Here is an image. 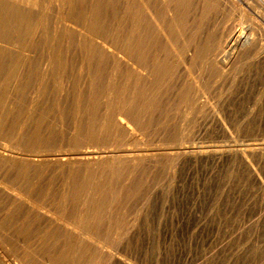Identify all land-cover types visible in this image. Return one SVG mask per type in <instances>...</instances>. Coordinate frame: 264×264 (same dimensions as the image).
<instances>
[{
	"label": "rangeland",
	"instance_id": "374dc122",
	"mask_svg": "<svg viewBox=\"0 0 264 264\" xmlns=\"http://www.w3.org/2000/svg\"><path fill=\"white\" fill-rule=\"evenodd\" d=\"M63 1L0 0V181L80 230L0 188V264H264V0H151L149 82L96 37L126 47L134 0Z\"/></svg>",
	"mask_w": 264,
	"mask_h": 264
},
{
	"label": "bare ground",
	"instance_id": "6f19581e",
	"mask_svg": "<svg viewBox=\"0 0 264 264\" xmlns=\"http://www.w3.org/2000/svg\"><path fill=\"white\" fill-rule=\"evenodd\" d=\"M21 1V0H20ZM52 1V0H51ZM65 1V0H64ZM63 1V2H64ZM86 1V0H85ZM151 0H137V2L134 0L133 2H132V4H131V12H130V10H129V12L130 13H132L131 15V18H132V22L128 25L129 26V32H127V30L125 31L126 33H128L129 35H128V38H127V43H126V47H124V46H121L120 44H119V42H118V45L117 44H115V43H113L112 41L113 40H111V41H108V38H107V40L106 39H103L102 38V36H100L99 37V35H101V33L100 34H98L97 36H96V34H95V36L96 37H98V38H100V41H98V43H99V45H100V47L103 49L102 51H107L110 55H113V56H116V57H121L122 59L123 58H125L126 59V61H127V63L129 64V66L133 69V71H135V74H137V73H139L140 74V76L143 78V80L145 81V82H149V80H151L150 79V77L151 76H153L152 74H151V72L149 71V69L150 68H147L146 66H142V65H138V63H137V59H138V55H139V48H141V46L139 47L138 46V34H140V33H138V31H137V29H142V28H139V24H137L138 23V21H139V19L136 17V14L138 15V13H137V11H139V10H143V13H145V17L149 20V21H151V23H154V25L153 26H155L156 27V29H157V32L159 33V35H161V36H164V34H162V31L164 30H160V25L159 24H156L157 22H156V18L157 17H155V15H154V13H153V4L150 2ZM155 1V0H154ZM159 1H161V2H165V0H159ZM179 1V0H178ZM200 1V0H199ZM221 1V0H220ZM228 1V0H227ZM8 2V1H7ZM30 2V1H29ZM32 2V1H31ZM63 2H62V4H63ZM161 2H159V3H161ZM225 2V1H224ZM56 3V2H55ZM128 3V2H127ZM154 3V2H153ZM180 3V2H179ZM231 3V2H230ZM34 4V3H33ZM83 4V3H82ZM89 4H90V2H89ZM98 4V3H97ZM99 4H101V3H99ZM194 4V3H193ZM24 5H28V4H25L24 3ZM125 5V4H124ZM128 5V4H127ZM130 5V4H129ZM76 6V5H75ZM90 6V5H89ZM27 7V6H26ZM72 7V6H71ZM78 7V6H77ZM171 7V6H170ZM193 7V6H192ZM85 8V7H84ZM141 8V9H140ZM55 9V8H54ZM87 9V8H86ZM128 9H130L129 7H128ZM154 9H156V7H154ZM65 10V9H64ZM74 10V9H73ZM84 10V9H83ZM125 10V9H124ZM67 11V10H66ZM123 11V10H122ZM167 11V10H166ZM60 12H65V11H60ZM173 12H175V11H173ZM217 12V11H216ZM125 13V12H124ZM2 14V13H1ZM25 14V13H24ZM28 14V13H27ZM62 14V13H61ZM65 14V13H64ZM74 14V13H73ZM82 14V13H81ZM128 14V13H127ZM179 14V13H178ZM14 15V14H13ZM161 15V14H160ZM169 15H170V17H171V15L172 14H170V12H169ZM191 15V14H190ZM241 15V14H240ZM61 16V15H60ZM70 16V15H69ZM68 16V17H69ZM77 16L78 15H76L75 17L77 18ZM159 16V15H158ZM168 16V15H167ZM264 16V15H263ZM34 17V16H33ZM61 17H63V16H61ZM79 17V16H78ZM125 17V16H124ZM169 17V16H168ZM169 17V18H170ZM191 17V16H190ZM58 18V17H57ZM91 18V17H90ZM131 18H129V19H131ZM145 18V19H146ZM80 19V18H79ZM86 19V18H85ZM127 19V18H126ZM164 19V18H163ZM36 20V19H35ZM62 20V22H64V21H68V22H72L73 23V21H71L70 19H68V18H66V19H61ZM13 21V20H12ZM32 21H33V19H32ZM90 21H91V19H90ZM161 21V20H160ZM143 22H144V20H143ZM142 22V23H143ZM148 22V21H147ZM147 22H146V24H147ZM84 23V22H83ZM150 23V24H151ZM150 24H148L149 26H150ZM165 24V23H164ZM63 25H64V23H63ZM75 25V24H74ZM89 25V24H88ZM110 25V24H109ZM114 25V24H113ZM118 25V24H117ZM144 25V24H143ZM67 26V25H66ZM77 26H78V24H77ZM82 26V25H81ZM86 26V25H85ZM85 26H83V27H85ZM103 26V25H102ZM105 26V25H104ZM128 26H124V28L125 27H128ZM142 26V25H141ZM140 26V27H141ZM160 26V27H159ZM8 27V26H7ZM38 27V26H37ZM64 27H65V25H64ZM63 27V28H64ZM70 27V26H69ZM69 27H67V28H69ZM79 27V26H78ZM106 27V26H105ZM112 27V26H111ZM143 27V26H142ZM92 28V27H91ZM107 28H108V26H107ZM113 28V27H112ZM144 28V27H143ZM163 28V27H162ZM178 28V27H177ZM84 29V28H83ZM88 29V28H87ZM152 29V28H151ZM68 30V29H67ZM73 30V29H72ZM98 30V29H97ZM109 30V29H108ZM112 30V29H111ZM115 30V29H114ZM143 30V29H142ZM231 30V29H230ZM248 30V29H247ZM45 31V30H44ZM83 31V30H82ZM92 31V30H91ZM103 31V30H102ZM81 32V31H80ZM165 31H163V33H164ZM38 33V32H37ZM58 33V32H57ZM64 33V32H63ZM68 33V32H67ZM71 33V32H70ZM91 33V32H90ZM248 33V32H247ZM237 34V33H236ZM256 34V33H255ZM26 35V34H25ZM60 35V34H59ZM74 35V34H73ZM77 35V34H76ZM118 35H119V33H118ZM202 35V34H201ZM233 35V33L231 32V33H229V35H228V37H230V39L232 38L231 36ZM250 36H252L251 35V33L249 34ZM38 36V35H37ZM104 38H106L107 36L104 34ZM121 36V35H120ZM120 36H118V37H116V38H120ZM141 36H144V35H142L141 34ZM156 36V35H155ZM165 36L167 37L168 35H166V33H165ZM164 36V37H165ZM225 36V35H224ZM227 36V35H226ZM235 36V35H234ZM233 36V37H234ZM249 36V37H250ZM88 37V36H87ZM113 37V36H112ZM111 37V38H112ZM140 37V36H139ZM163 37V38H164ZM248 37V35H246L245 33H243L242 31L241 32H239L237 35H236V37H235V41L237 42V44H239V45H241V46H244V45H246V44H248V43H250V44H252L250 41V38ZM74 38V37H73ZM78 38H80L79 36H78ZM83 38V37H82ZM90 38V37H89ZM93 38V37H92ZM143 37H141V39H142ZM162 38V39H163ZM222 38V37H221ZM1 39V38H0ZM75 39V38H74ZM124 39V38H123ZM145 39V38H144ZM151 39V38H150ZM174 39V38H173ZM87 40H88V38H87ZM99 40V39H98ZM148 40H149V38H148ZM252 40H254V39H252ZM37 41V40H36ZM40 41V40H39ZM117 41H119V40H117ZM116 41V42H117ZM121 41H122V39H121ZM146 41V40H145ZM159 41V40H158ZM167 41H168V37H167ZM4 42H5V40H4ZM78 42V41H77ZM81 42V41H80ZM83 42V41H82ZM85 42V41H84ZM87 42V41H86ZM123 42V41H122ZM140 42H142V41H140ZM139 42V43H140ZM221 42V41H220ZM224 42H225V40H224ZM264 42V41H263ZM91 43V42H90ZM161 43V42H160ZM163 43V42H162ZM168 43H169V41H168ZM179 43V42H178ZM25 44V43H24ZM48 44V43H47ZM78 44V43H77ZM84 44V43H83ZM123 44H124V42H123ZM142 44H145V42L144 43H142ZM153 44V43H152ZM180 44V43H179ZM249 44V45H250ZM32 45V44H31ZM49 45V44H48ZM89 45V44H88ZM87 45V46H88ZM140 45V44H139ZM195 45V44H194ZM52 46V45H51ZM86 46V47H87ZM98 46V45H97ZM146 46V45H145ZM158 46V45H157ZM161 46V45H160ZM177 46V45H176ZM192 46V45H191ZM221 46H222V44H221ZM220 46V47H221ZM240 46V47H241ZM251 46V45H250ZM4 47V46H3ZM57 47V46H56ZM71 47V46H70ZM92 47H93V45H92ZM139 47V48H138ZM143 47V46H142ZM147 47V46H146ZM145 47V48H146ZM155 47H156V45H155ZM190 47V46H189ZM238 47V46H237ZM248 47V46H247ZM257 47V46H256ZM49 48V47H48ZM76 48H77V46H76ZM145 48H142V50L143 49H145ZM157 48V47H156ZM171 48H172V46H171ZM244 48V47H243ZM51 49H52V47H51ZM84 49V48H83ZM218 49V48H217ZM240 49H242V48H240ZM263 49V48H262ZM10 50V49H9ZM77 50V49H76ZM89 50H90V48H89ZM93 50V49H92ZM152 50V49H151ZM159 50V49H158ZM172 50H173V48H172ZM186 50V49H185ZM194 50L195 49H189L188 51H190L191 52V54L189 55V56H191V55H193L194 54ZM237 50H239V48L237 49ZM95 51H97V50H95ZM174 51V50H173ZM177 51V50H176ZM187 51V50H186ZM185 51V52H186ZM38 52V51H37ZM99 52V51H98ZM106 52V53H107ZM236 52V51H235ZM15 53V52H14ZM26 53V52H25ZM35 53V52H34ZM88 53V52H87ZM96 53V52H95ZM94 53V54H95ZM22 54V53H21ZM42 54V53H41ZM73 54V53H72ZM80 54V53H79ZM98 54V53H97ZM102 54H103V52H102ZM142 54H144L143 52H142ZM141 54V55H142ZM145 54H146V52H145ZM150 54H151V52H150ZM77 55V54H76ZM100 55V54H99ZM104 56H105V54H103ZM161 55V54H160ZM55 56V55H54ZM108 56V55H107ZM144 57L146 56V55H143ZM150 56V55H149ZM155 56V55H154ZM70 57V56H69ZM82 57V56H81ZM101 57V56H100ZM115 57V58H116ZM234 57V56H233ZM105 58H106V56H105ZM143 58V57H142ZM141 58V59H142ZM160 58V57H159ZM166 58V57H165ZM190 58V57H189ZM45 59V58H44ZM56 59V58H55ZM110 59V58H109ZM104 60V59H103ZM142 60H144L143 61V65H144V62H145V60H146V58L145 59H142ZM142 60H141V62H142ZM33 61V60H32ZM98 61V60H97ZM157 61V60H156ZM159 61V60H158ZM168 61V60H167ZM173 61V60H172ZM184 61V60H183ZM93 62V61H92ZM115 62V61H114ZM124 61H122V63H123ZM138 62H140V61H138ZM176 62V61H175ZM174 62V63H175ZM187 62V61H186ZM185 62V63H186ZM21 63V62H20ZM54 63V62H53ZM97 63V62H96ZM121 63V62H120ZM125 63V62H124ZM22 64V63H21ZM140 64V63H139ZM142 64V63H141ZM145 64H146V62H145ZM23 65V64H22ZM93 65V64H92ZM120 65V64H119ZM125 65V64H124ZM150 65V64H149ZM37 66V65H36ZM55 66V65H54ZM35 67V66H34ZM119 67V66H118ZM128 67V66H127ZM129 67V68H130ZM149 67V66H148ZM102 68V67H101ZM121 68H123V67H121ZM120 68V69H121ZM138 68V69H137ZM224 68V67H223ZM222 68V69H223ZM12 69V68H11ZM18 69V68H17ZM35 69V68H34ZM41 69V68H40ZM56 69V68H55ZM137 69V70H136ZM178 69V68H177ZM197 69V68H196ZM24 70V69H23ZM45 70H47V69H45ZM126 71V70H125ZM132 71V70H131ZM31 72V71H30ZM48 72V71H47ZM129 72H130V70H129ZM128 72V73H129ZM74 73V72H73ZM190 74V73H189ZM195 74V73H194ZM22 76H23V74H22ZM96 76V75H95ZM131 76V75H130ZM134 76V73L132 74V77ZM155 76V75H154ZM16 77V76H15ZM39 77V76H38ZM131 77V78H132ZM157 77V76H156ZM168 77V76H167ZM10 78V77H9ZM183 78V77H182ZM140 79V78H139ZM138 79V80H139ZM154 79V78H153ZM168 79V78H167ZM15 80V79H14ZM130 80H132L133 81V79H130ZM159 80V79H158ZM136 81V80H135ZM161 81V80H160ZM38 82V81H37ZM170 82V81H169ZM200 82V81H199ZM167 83V82H166ZM173 83V82H172ZM18 84V83H17ZM149 84V83H148ZM199 84V83H198ZM130 85H132L131 83H130ZM26 86V85H25ZM140 86V85H139ZM131 88V87H130ZM129 88V89H130ZM128 89V90H129ZM162 89V88H161ZM136 90V89H135ZM186 90V89H185ZM194 90V89H193ZM134 91V90H133ZM191 93V92H190ZM189 93V94H190ZM160 94V93H159ZM53 95V94H52ZM71 95V94H70ZM110 95V94H109ZM163 95V94H162ZM84 96V95H83ZM167 96V95H166ZM191 98V97H190ZM174 99V98H173ZM133 100V99H132ZM97 102V101H96ZM85 103V102H84ZM124 104V103H123ZM49 106V105H48ZM118 106V105H117ZM120 106V105H119ZM126 107V106H125ZM89 108V107H88ZM102 109H103V107H102ZM111 109V108H110ZM126 109V108H125ZM96 110V109H95ZM100 110V109H99ZM62 111V110H61ZM87 111V110H86ZM128 111V110H127ZM101 112V111H100ZM96 113V112H95ZM129 113V112H128ZM131 114V113H130ZM98 115V114H97ZM114 115H116V116H119L120 118H118V120H116L115 121V123L117 122L119 125H121L122 127H125V125H124V123H126L125 121H127V123L128 122H130V120H129V117L127 116V114L124 112V110H122V109H118V107H117V110H116V114H114ZM131 116V115H130ZM111 118V117H110ZM109 118V119H110ZM73 119V118H72ZM123 119L125 120V121H123ZM171 119V118H170ZM110 120H114V119H110ZM179 120V119H178ZM89 123V122H88ZM131 123V122H130ZM94 124V123H93ZM114 124V122L112 123V124H110V125H113ZM133 124V123H132ZM29 125V124H28ZM115 125V124H114ZM127 126H130V124L129 125H127ZM93 128V127H92ZM95 128V127H94ZM116 128V127H115ZM127 128H130V127H127ZM140 129V128H139ZM52 130V129H51ZM94 130V129H93ZM128 130V129H127ZM126 130V131H127ZM80 132V131H79ZM50 133V132H49ZM76 133V132H75ZM114 133H116L115 131H114ZM47 135V134H46ZM111 135V134H110ZM39 136V135H38ZM130 136V135H129ZM133 136V135H132ZM53 138V137H52ZM127 138V137H126ZM45 142V141H44ZM87 142H89V141H87ZM36 143H37V141H36ZM38 144V143H37ZM13 145V144H12ZM40 145V144H39ZM81 146V145H80ZM99 146H100V144H99ZM98 146V147H99ZM137 146V145H136ZM82 147V146H81ZM64 148V147H63ZM66 148H68V147H66ZM78 148V147H77ZM83 149V148H82ZM85 149V148H84ZM94 149V148H93ZM2 150V149H1ZM72 150V149H71ZM78 150V149H77ZM96 150V149H95ZM37 151V150H36ZM48 151V150H47ZM104 151V150H103ZM244 151V150H243ZM14 152V151H13ZM34 152V151H33ZM65 152V151H64ZM249 152V151H248ZM10 153V152H9ZM23 153V152H22ZM25 153V152H24ZM35 153V152H34ZM38 153V152H37ZM57 153V152H56ZM94 153V152H93ZM106 153V152H105ZM104 153V154H105ZM250 153V152H249ZM3 154V153H2ZM6 154V153H5ZM11 154H14V153H11ZM36 154V153H35ZM39 154V153H38ZM68 154V153H67ZM94 154H96V153H94ZM101 154H103V153H101ZM100 154V155H101ZM113 154H114V152H113ZM209 154V153H208ZM228 154V153H227ZM15 155V154H14ZM40 155H42V154H40ZM78 155H80V156H78ZM92 155V153H90V152H84V153H78V154H73V156L75 157L76 156V158H75V160H85V161H89V160H91V159H95L96 158V156H91ZM108 155V154H107ZM202 155V154H201ZM216 155V154H215ZM47 156V155H46ZM57 156V155H56ZM200 156V155H199ZM1 157V156H0ZM15 157V156H14ZM23 157V156H22ZM28 157H30V156H28ZM37 157H40V156H37ZM54 157V156H53ZM62 157V156H61ZM99 157V156H98ZM102 157H104V156H102ZM222 157V156H221ZM3 158H4V156H3ZM32 158V157H31ZM43 158V157H42ZM57 158V157H56ZM58 158H59V156H58ZM12 159V158H11ZM15 159H17V158H15ZM19 159H20V157H19ZM18 159V160H19ZM41 159V158H40ZM43 159H45V158H43ZM48 159H49V157H48ZM64 158H62L61 160H63ZM67 159V158H66ZM104 159V158H103ZM102 159V160H103ZM13 160V159H12ZM42 160V159H41ZM50 160V159H49ZM59 161H60V159H58ZM73 160V159H72ZM101 160V159H100ZM20 161H21V159H20ZM25 161H26V158H25ZM33 161V160H32ZM31 161V162H32ZM44 161V160H43ZM43 161H41V162H43ZM48 161V160H47ZM57 161V160H56ZM23 162V161H22ZM22 162H21V164H22ZM50 162H53L52 161V159H51V161ZM55 162V161H54ZM58 162V161H57ZM61 162H63V161H61ZM37 162L35 161V164H36ZM40 163V162H39ZM45 163H46V161H45ZM68 163V162H67ZM74 163V162H73ZM72 163V164H73ZM90 163H92V162H90ZM125 163V162H124ZM132 163V162H131ZM33 164V163H32ZM38 164V163H37ZM40 164H43V163H40ZM55 164V163H54ZM61 164V163H60ZM59 164V165H60ZM75 164V163H74ZM78 164V163H77ZM80 164H81V162H80ZM79 164V165H80ZM84 164V163H83ZM82 164V165H83ZM86 164V163H85ZM100 164V163H99ZM114 164V163H113ZM44 165V164H43ZM70 165V164H69ZM91 165H94V164H91ZM90 165V166H91ZM96 165H97V163H96ZM102 165V164H101ZM49 166V165H48ZM103 166V165H102ZM38 167V166H37ZM79 167V166H78ZM95 167V166H94ZM101 167V166H100ZM100 167H99V169H100ZM113 167V166H112ZM62 168H64V167H62ZM76 168H77V166H76ZM97 168V167H96ZM108 168V167H107ZM6 169V168H5ZM16 169V168H15ZM69 169H71L70 167H69ZM68 169V170H69ZM89 169V168H88ZM98 169V168H97ZM102 169V168H101ZM2 170H3V167H2ZM65 170H66V168H65ZM64 170V171H65ZM74 170V169H73ZM91 170H94V169H91ZM39 172V171H38ZM96 173V172H95ZM94 173V174H95ZM12 175V174H11ZM14 176V175H13ZM12 176V177H13ZM6 178V177H5ZM19 179V178H18ZM33 179V178H32ZM117 180H118V178H117ZM139 180V179H138ZM2 181V180H1ZM0 181V188L2 189V190H5V191H8L9 193H10V195H12L13 196V198L14 199H17V200H21L22 202H23V206H24V202H27V203H30L31 202V205H32V208L34 207V205L32 204V201H29V197L27 198V195L25 194L24 195V193L25 192H22L21 190H19V188L21 187H17V185H16V188H14L15 187V185H13L14 187H12V186H8V185H6L5 183H3V181L1 182ZM29 183H30V180H27ZM32 181V180H31ZM83 181V180H82ZM89 181V180H88ZM105 181H107V180H105ZM5 182H7V181H5ZM20 182V181H19ZM23 182V181H22ZM12 183V182H11ZM105 183V182H104ZM103 183V184H104ZM10 184V183H9ZM13 184V183H12ZM28 184V183H27ZM26 184V185H27ZM32 184V183H31ZM82 184V183H81ZM30 185V184H29ZM86 185V184H85ZM99 185V184H98ZM23 187H24V185H22ZM39 186V185H38ZM96 186V185H95ZM32 187V186H31ZM77 187V186H76ZM18 188V189H17ZM33 188V187H32ZM31 188V189H32ZM35 188V187H34ZM22 189V188H21ZM44 189V188H43ZM39 190H40V187H39ZM45 190V189H44ZM114 190V189H113ZM117 190V189H116ZM24 191V190H23ZM30 191H32V190H30ZM37 191V190H36ZM77 191V190H76ZM92 191V190H91ZM26 192H27V190H26ZM29 192V191H28ZM43 192V191H42ZM47 192V191H46ZM86 192V191H85ZM30 193H32V192H30ZM81 193V192H80ZM95 193H98V192H95ZM105 193V192H104ZM28 194V193H27ZM88 194H90V192L88 193ZM2 195H4V192H3V194ZM32 195V194H31ZM75 195V194H74ZM82 195H84V194H82ZM92 195V194H91ZM93 195H95L94 193H93ZM5 196V195H4ZM29 196V195H28ZM45 196V195H44ZM48 196V195H47ZM78 196V195H77ZM87 196V195H86ZM11 197V196H10ZM33 197V195L32 196H30V198H32ZM112 197V196H111ZM6 198V197H5ZM34 198V197H33ZM37 198V197H36ZM39 198V197H38ZM44 198V197H43ZM84 200H85V197H82ZM10 199V198H9ZM11 199H12V197H11ZM14 199H12V202H13V200ZM45 199V198H44ZM111 199V198H110ZM3 200V199H2ZM31 200V199H30ZM68 200V199H67ZM99 200V199H98ZM18 202H20V201H18ZM17 201H16V203H18ZM22 202H20V203H22ZM33 202H35V200L33 201ZM36 202H37V199H36ZM35 202V203H36ZM40 203H41V201H40ZM3 204V203H2ZM13 204V203H12ZM11 204V205H12ZM26 204V203H25ZM42 204V203H41ZM4 205V204H3ZM14 205L16 206V204H15V202H14ZM22 205V204H21ZM30 205V204H29ZM108 205V204H107ZM111 205V204H110ZM8 206V205H7ZM10 206V205H9ZM62 206V205H61ZM93 206V205H92ZM12 208H14L13 206H11ZM19 207V206H18ZM22 207V206H21ZM26 207V206H25ZM29 207V206H28ZM31 207V206H30ZM29 207V208H30ZM47 207V206H46ZM46 207H45V209H43L44 208V206L42 207V206H39V205H37L36 207H34L35 208V210L36 211H39V212H41V210H43V215H45L46 213H49V210H47L46 209ZM53 207V206H52ZM57 207V206H56ZM10 208V207H9ZM11 209V208H10ZM14 209H16V207L14 208ZM13 209V210H14ZM24 209V208H23ZM26 209H28V208H26ZM57 209H58V207H57ZM35 210L33 211V212H35ZM59 210V209H58ZM8 211H10V210H8ZM21 211V210H20ZM27 211V210H26ZM62 211V210H61ZM97 211V210H96ZM101 211V210H100ZM110 211V210H109ZM108 210H107V212H109ZM115 211V210H114ZM24 212V211H23ZM52 212V211H51ZM57 212V211H56ZM66 212V211H65ZM45 213V214H44ZM15 214H17V212L15 213ZM74 214V213H73ZM20 215V214H19ZM39 215H41L40 213H39ZM39 215H38V218H39ZM43 215H41V216H43ZM56 215H57V213H56ZM62 215V214H61ZM79 215V214H78ZM82 215V214H81ZM40 216V217H41ZM49 216L53 219V220H55V221H58V220H62L63 221V223L67 226V228L69 227L71 230H74V231H78V230H80V228H79V226L78 225H76L75 223L73 224L72 222H68V221H64L62 218H63V215H62V218H60V217H58V216H53V213L52 214H50L49 213ZM77 216V215H76ZM80 216V215H79ZM29 217V216H28ZM81 217V216H80ZM33 218V217H32ZM41 218H43V217H41ZM47 218V217H46ZM65 218H67V217H65ZM3 219V218H2ZM77 219V218H76ZM41 220H45V219H41ZM51 221V220H50ZM61 221H59V223H60ZM2 223V222H1ZM58 223V222H57ZM58 223V224H59ZM48 224H51L50 222L48 223ZM61 225H62V223H60ZM60 225V226H61ZM65 225H64V227H65ZM52 226V225H51ZM56 226V225H55ZM59 226V225H58ZM85 229V228H84ZM67 232H68V230H66ZM81 232H84V231H81ZM66 233V232H65ZM56 234V233H55ZM86 234V233H85ZM81 235V234H80ZM82 235H83V233H82ZM12 236V235H11ZM65 237V236H64ZM78 237V236H77ZM3 238V237H2ZM8 238V237H7ZM14 238V237H13ZM90 239L89 240H91L92 242H95V243H97V245H99V241L96 239V238H93V237H89ZM1 240V239H0ZM4 240V239H3ZM3 240H1V241H3ZM6 240V239H5ZM10 240V239H9ZM16 240V239H15ZM69 241H71V240H69ZM90 241V242H91ZM8 242V241H7ZM2 244L4 243V242H1ZM1 243H0V247H1ZM71 244V243H70ZM22 245V244H21ZM74 245V244H73ZM3 246V245H2ZM20 246V245H19ZM100 246V245H99ZM98 247V246H97ZM5 248V247H4ZM18 248V247H17ZM68 249V248H67ZM99 249V248H98ZM6 250V249H5ZM4 250V251H5ZM10 251V250H9ZM12 251V250H11ZM57 251V250H56ZM75 251V250H74ZM7 252H8V250H7ZM98 252V251H97ZM100 252H101V250H100ZM79 253H81V252H79ZM8 254H9V252H8ZM14 254V253H13ZM25 254H27L26 252H25ZM77 254V253H76ZM90 254V253H89ZM101 254V253H100ZM3 255V254H2ZM11 255V254H10ZM15 255V254H14ZM91 255V254H90ZM97 256V255H96ZM100 256V255H99ZM49 257V256H48ZM80 257V256H79ZM98 257V256H97ZM45 258V257H44ZM101 258H102V255H101ZM11 259H12V257H11ZM73 259H75V258H73ZM79 259H81V258H79ZM100 259V258H99ZM14 260L15 259H13V262H14ZM96 260V259H95ZM80 261V260H79ZM89 261V260H88ZM97 261H98V259H97ZM100 262H101V260H100ZM4 263V262H3ZM6 263H7V261H6ZM97 263V262H96ZM96 263H94V264H96ZM8 264V263H7ZM10 264V263H9ZM13 264H15V263H13Z\"/></svg>",
	"mask_w": 264,
	"mask_h": 264
}]
</instances>
